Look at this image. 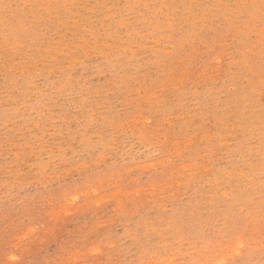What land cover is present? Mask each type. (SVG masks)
I'll return each instance as SVG.
<instances>
[{"label": "rangeland", "instance_id": "rangeland-1", "mask_svg": "<svg viewBox=\"0 0 264 264\" xmlns=\"http://www.w3.org/2000/svg\"><path fill=\"white\" fill-rule=\"evenodd\" d=\"M0 264H264V0H0Z\"/></svg>", "mask_w": 264, "mask_h": 264}]
</instances>
